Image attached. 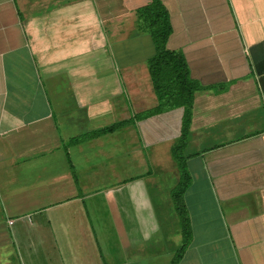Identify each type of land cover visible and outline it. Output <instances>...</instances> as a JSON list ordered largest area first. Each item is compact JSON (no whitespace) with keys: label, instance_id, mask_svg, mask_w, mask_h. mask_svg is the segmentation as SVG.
<instances>
[{"label":"crops","instance_id":"obj_1","mask_svg":"<svg viewBox=\"0 0 264 264\" xmlns=\"http://www.w3.org/2000/svg\"><path fill=\"white\" fill-rule=\"evenodd\" d=\"M152 1L0 0V264H264V0H160L178 203Z\"/></svg>","mask_w":264,"mask_h":264},{"label":"trees","instance_id":"obj_2","mask_svg":"<svg viewBox=\"0 0 264 264\" xmlns=\"http://www.w3.org/2000/svg\"><path fill=\"white\" fill-rule=\"evenodd\" d=\"M139 28L149 32L156 45V56L150 60L149 69L152 75L156 92L161 101V107L168 104L169 108L182 105L186 109L181 142L173 149L175 158L179 161L182 179L180 186L173 192L174 199H178L188 186L190 175L185 168L182 158V149L185 146L186 136L191 120V106L194 88L189 86V70L180 53L169 51L166 48L168 38L172 34L169 14L160 0H153L148 6L138 11ZM179 211L182 209L178 205ZM185 234H189L185 216L182 218Z\"/></svg>","mask_w":264,"mask_h":264}]
</instances>
